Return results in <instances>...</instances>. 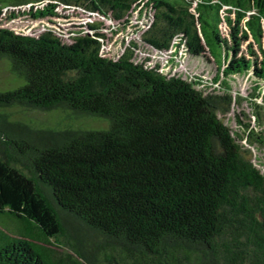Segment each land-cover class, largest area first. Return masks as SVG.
Wrapping results in <instances>:
<instances>
[{"label":"trees","instance_id":"16d2710c","mask_svg":"<svg viewBox=\"0 0 264 264\" xmlns=\"http://www.w3.org/2000/svg\"><path fill=\"white\" fill-rule=\"evenodd\" d=\"M60 5L110 20L120 49L98 19L70 39L0 25L17 83L0 89V264H264V168L249 122L221 117L239 75L261 116L264 0H0V17L53 21ZM14 105L70 123L40 128Z\"/></svg>","mask_w":264,"mask_h":264},{"label":"rangeland","instance_id":"374dc122","mask_svg":"<svg viewBox=\"0 0 264 264\" xmlns=\"http://www.w3.org/2000/svg\"><path fill=\"white\" fill-rule=\"evenodd\" d=\"M30 3H26L21 5L23 7H28ZM16 6H10V8ZM57 9L61 11V13H66L65 16H57L52 18L53 21L48 20L44 17H32L29 14L23 13L18 14L15 17L6 18V14H2L0 17V25L8 26L15 30L23 31L26 33L37 34L42 31L46 27H52L61 36L65 39H70L71 30H77L80 27L78 25L83 24L87 21H94L96 19L102 21L101 30L109 35L111 38H108L106 41L105 48L109 51V53H116L120 49V42L122 33H111L109 29V21L108 19H101L99 16L90 15L88 13L82 12L78 9H74L72 7H62L57 6ZM7 13V10H5ZM4 13V12H2ZM135 13V12H134ZM106 25V26H105ZM84 27V26H82ZM221 29L224 33H226V25L224 23L221 24ZM124 34V33H123ZM136 32L128 31L127 35L124 37L125 39H129V37L136 36ZM198 59L199 57H195ZM207 64V63H206ZM205 63L196 60L187 61L186 66L180 65L182 69H189L194 73H203L207 77H211L213 75L214 63L207 66ZM16 79L8 70V66L5 60L0 59V89H6L15 86ZM231 84V94L235 97V102H233L232 107L221 115L223 121L232 129L237 131L238 134H242L244 122H249V128L253 131L251 134V138L253 140L252 143L246 145L249 146L251 150V159L254 164L259 167L261 170L264 168V147L262 144L257 142L259 140V136L264 135V105L260 110L261 116L259 119L253 117L252 103H251V82L246 79L245 76L239 75L233 79H230ZM260 98H256V101H259ZM9 112L11 118H17L23 121H26L29 124L40 128H56L55 126L67 125L70 122V118L68 119V115H65L64 112L59 110H38V109H29L20 106H9L5 109ZM74 125H90V126H103L105 124L104 120L101 119H91V118H82L75 119L71 121ZM245 142V139H242Z\"/></svg>","mask_w":264,"mask_h":264},{"label":"built area","instance_id":"2783aa9c","mask_svg":"<svg viewBox=\"0 0 264 264\" xmlns=\"http://www.w3.org/2000/svg\"><path fill=\"white\" fill-rule=\"evenodd\" d=\"M180 64V63H179ZM182 65V64H181Z\"/></svg>","mask_w":264,"mask_h":264}]
</instances>
